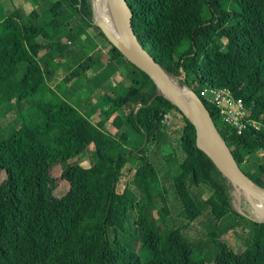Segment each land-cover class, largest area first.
Segmentation results:
<instances>
[{"label": "trees", "instance_id": "1", "mask_svg": "<svg viewBox=\"0 0 264 264\" xmlns=\"http://www.w3.org/2000/svg\"><path fill=\"white\" fill-rule=\"evenodd\" d=\"M7 1L9 11L0 2V118L3 107L14 115L0 124V264H205L181 228L167 222V205L155 210L163 228L144 213L158 182L145 146L163 142L160 120L171 111L180 119L177 148L169 144L161 157L182 214L192 221L203 206L215 220L230 212V184L194 146L192 125L92 22L88 0L47 2L37 18L22 4L43 0ZM125 1L138 41L178 86L196 95L239 168L264 188V0ZM87 28L95 40L87 36L80 44ZM79 49L89 52L76 58ZM118 57L126 65L118 85L109 88ZM89 72L82 111L62 94ZM204 88L227 89L257 126L236 133L202 95ZM96 107L102 118L93 122ZM109 117L114 133L103 127ZM129 133L137 137L133 149ZM89 145L92 156L82 166ZM73 158L77 162L67 163ZM12 161L20 162L16 171ZM132 161L140 198L127 187L116 190ZM63 163L59 178L66 189L55 196L49 174ZM203 188L208 196L202 201ZM131 211L142 257L124 237ZM212 240L222 264H264V222H252L250 246L233 254L225 242Z\"/></svg>", "mask_w": 264, "mask_h": 264}, {"label": "rangeland", "instance_id": "2", "mask_svg": "<svg viewBox=\"0 0 264 264\" xmlns=\"http://www.w3.org/2000/svg\"><path fill=\"white\" fill-rule=\"evenodd\" d=\"M53 1L54 0H43L42 3H39L38 5L32 3L31 1H28L22 4V8L25 13H30L32 17L37 18L38 14L45 8L47 2H53ZM88 1L91 11V20L94 24L100 26L99 25L100 17L97 15V9L100 6L103 7L107 2H105V0H88ZM0 2L2 3L6 11H9L11 9V5L7 0H0ZM112 4L114 6V1H112ZM85 33L86 34L82 38H80V44L86 42L87 36L92 37V39L95 40V32L92 28H87ZM63 40L65 41V39ZM88 52L89 51L87 49H79L76 53H74V56L76 58H82L86 54H88ZM113 64H114L113 69L114 70L116 69L113 72L114 73L113 75L118 76L122 74L126 65L123 59L118 57L114 60ZM110 79L108 81V86L110 88L114 87V85H118L117 83H115L117 81H114L115 80L114 78H110ZM79 83L81 84V88L80 87L77 88L74 85L72 86L70 85L69 88L64 90L62 94L66 100L71 102V104L74 103H78V105L81 104L82 101L81 96H83L82 90L84 89L85 86L89 84L84 79L83 80L80 79ZM205 96H207L208 98L210 95L206 93ZM3 109H4L3 116L0 118V124L7 122L14 115V111L11 109V107L9 108L3 107ZM93 111L99 113L101 112V109L100 107H96ZM91 121L95 122L92 119ZM166 121L167 123L161 126V130L165 135V139L163 140V142L157 143L154 141H150L145 146V155L155 168L156 174L158 176V182L154 184V186H152L151 188L153 193L152 194L153 199L149 205L144 206V213L148 220L154 222L155 224L159 223L160 226L163 228V225H161L160 223L159 217L156 215L157 212H155V210L159 208L163 202L165 206L167 205V208L169 210V216L167 222L172 227L181 228L183 234H185V236L187 237L190 243L194 257L195 258L203 257L205 260V264H222L220 259L218 258L217 249L212 239L217 238L225 242L230 254H233L236 251L242 250L244 247L250 246L251 237H252V222H259V221L255 219L253 213L251 212L250 204L246 199L244 193L241 190L238 191L236 187L232 186L231 184L228 189V194L230 197V204H231L230 212L226 213L221 218L215 220L209 213L208 206H203V208L201 207L202 213L200 217L192 221L187 220L184 214H182L180 205L170 188L171 184H170L169 173L166 170L167 167L163 163L161 157L162 153L164 154L168 152L169 144L172 147L177 148L175 142L176 140L175 131L180 126V119L175 112L171 111L167 114ZM103 125L105 130L109 129V133H114L115 130L113 127H110L111 125L109 121H107L106 124L104 123ZM128 136H129L128 148L133 149L137 144V137L132 133H129ZM92 150H93L92 146L89 145L88 149L81 154L79 158V162L82 166L88 165L90 157L92 156ZM251 158L255 159L256 157L251 156ZM70 162L75 163L77 162V159L73 158L67 163ZM67 163H63L61 165H55L49 174L50 175L49 181L55 183V187L53 189V194L55 196H60L66 189V185L62 182V180H60L59 176L62 167ZM19 165L20 162L18 161H12L10 163L11 168L15 171L17 170ZM135 166L136 163L134 161L125 164V166L121 170V175L117 181L116 190L120 191L123 187H127L134 193L136 198H140L141 195L140 185L133 175ZM262 180L264 182V178H262ZM160 184L165 189L163 194L164 197H162V200L159 197V195L156 194L157 193L156 191L160 189L159 187ZM205 191L206 190L204 189L200 192L203 194V196H198L202 201L208 196V192ZM203 205L206 204L203 203ZM136 220L137 217L135 211H131L129 213V225L127 228V232L124 234V237L126 238V241L132 245V248L137 253V255L142 257L143 250L140 248V242L138 241L137 238L139 227L137 225ZM161 227H158V229L161 230L162 229ZM212 233H214L215 236H212L211 235Z\"/></svg>", "mask_w": 264, "mask_h": 264}, {"label": "water", "instance_id": "3", "mask_svg": "<svg viewBox=\"0 0 264 264\" xmlns=\"http://www.w3.org/2000/svg\"><path fill=\"white\" fill-rule=\"evenodd\" d=\"M116 2L119 6V9L115 10V26L119 29L128 48L133 53L134 59H131L120 47H118V45H116L114 41L109 38L101 26L98 27L128 61L137 66L149 77L155 86L156 94H160L170 100L171 103L174 104L176 108L182 113V115L193 127L194 146L202 151L210 159L215 168L229 182V184L240 189L246 195L253 197L258 202L264 204V188H261L252 182L239 168L229 149L218 134L216 127L213 124L205 107L196 97V95L187 88L196 98L200 108L204 112V126L207 128L209 135L215 145L209 146L203 140L201 133V118H198L196 112L191 107L187 99L179 92L178 89L175 88L171 81V76H169V74H167L162 69V67L153 59V57L138 41L131 27V10L128 7L127 2L125 0H116ZM258 221L264 222L260 220Z\"/></svg>", "mask_w": 264, "mask_h": 264}, {"label": "bare ground", "instance_id": "4", "mask_svg": "<svg viewBox=\"0 0 264 264\" xmlns=\"http://www.w3.org/2000/svg\"><path fill=\"white\" fill-rule=\"evenodd\" d=\"M112 1H114V6L112 4ZM105 2L107 3L103 7L100 6L97 9V15L100 17V24H98L102 27V29L109 36V38L114 41L116 45H118V47H120L131 59H134L133 53L128 48L119 29L115 26V21L113 17H115V10L119 9L116 0H105ZM171 81L175 88L178 89L179 92L187 99L191 107L196 112L198 118H201V133L203 140L209 146H214L215 143L211 139L207 128L204 126V112L200 108L198 101L185 86H178L174 80L171 79ZM236 189L240 191V189ZM244 195L250 204L251 212L253 213L255 219L264 221V204L258 202L253 197L246 195L245 193Z\"/></svg>", "mask_w": 264, "mask_h": 264}, {"label": "built area", "instance_id": "5", "mask_svg": "<svg viewBox=\"0 0 264 264\" xmlns=\"http://www.w3.org/2000/svg\"><path fill=\"white\" fill-rule=\"evenodd\" d=\"M202 95L210 101L216 111L220 120L226 125L235 129L239 133L246 124L257 126V122L246 118V113L243 104L239 98L234 97L227 89H207L202 90ZM210 96L207 98L205 94ZM167 114H164L160 120V125L166 124Z\"/></svg>", "mask_w": 264, "mask_h": 264}, {"label": "crops", "instance_id": "6", "mask_svg": "<svg viewBox=\"0 0 264 264\" xmlns=\"http://www.w3.org/2000/svg\"><path fill=\"white\" fill-rule=\"evenodd\" d=\"M92 72L91 73H88L87 75H86V77L87 78H83L84 80H86L87 82H89V78L92 76ZM121 75L122 74H120V75H114L113 77H111V78H114L115 80L114 81H117L118 82V80L121 78ZM83 79H81V80H83ZM110 80H112V79H110ZM109 81V80H108ZM117 82H115V83H117ZM77 83V82H76ZM78 85H76V87L77 88H79L80 86H81V84L80 83H77ZM107 84H108V82H107ZM86 87V88H85ZM84 87V89L82 90V89H80V90H82V92H83V96H81V99H82V101H81V104L80 105H78V109L79 110H82V111H85V109L86 108H88V101H87V94H89V88L91 87L89 84L87 85V86H85ZM107 87H109L108 85H107ZM76 88V89H77ZM81 88V87H80ZM110 88V87H109ZM80 98V97H79ZM80 99V100H81ZM102 117H100L99 115H98V113L97 112H92V114L90 115V119H92V120H94V121H96V120H100ZM110 117L109 118H107L105 121H104V123L106 124V122L107 121H109L110 122ZM103 127H104V125H103ZM111 127V126H110ZM107 131H109V129H107Z\"/></svg>", "mask_w": 264, "mask_h": 264}]
</instances>
